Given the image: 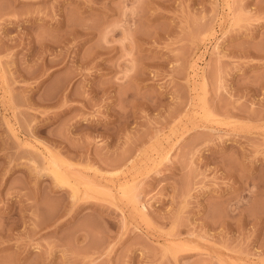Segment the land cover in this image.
Returning a JSON list of instances; mask_svg holds the SVG:
<instances>
[{
    "label": "rangeland",
    "instance_id": "1",
    "mask_svg": "<svg viewBox=\"0 0 264 264\" xmlns=\"http://www.w3.org/2000/svg\"><path fill=\"white\" fill-rule=\"evenodd\" d=\"M0 264H264V0H0Z\"/></svg>",
    "mask_w": 264,
    "mask_h": 264
}]
</instances>
